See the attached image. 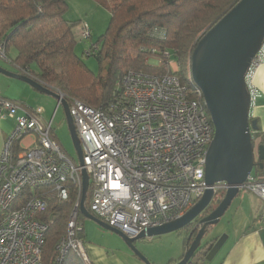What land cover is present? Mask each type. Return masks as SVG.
<instances>
[{
  "label": "built area",
  "instance_id": "built-area-1",
  "mask_svg": "<svg viewBox=\"0 0 264 264\" xmlns=\"http://www.w3.org/2000/svg\"><path fill=\"white\" fill-rule=\"evenodd\" d=\"M156 33L164 35L161 30ZM81 34L83 39L91 38L88 23L82 24ZM166 56H170L168 52ZM0 60L13 64L4 44H0ZM173 63L176 61L169 60ZM263 63L264 40L246 73L251 107L261 95L254 80ZM16 67L36 78L27 69ZM178 70L162 74L128 71L119 92L99 107L66 99L80 138L83 167L90 178L89 210L132 238L181 218L208 189H213L215 197L229 188L226 181L206 182L214 125L191 72L183 83ZM42 112L41 107L29 110L0 92V117L15 119L0 158V264H43L49 223L41 215L48 210L50 198L69 199L70 182L77 186L79 197L56 244L53 264H66L70 256L79 264H94L80 236L82 167L52 134V121H42ZM30 133L37 136L35 144L23 149L12 164L14 141ZM26 188L46 191L16 207ZM239 188L240 194L252 192L264 201V178L253 171ZM262 217L264 220V213Z\"/></svg>",
  "mask_w": 264,
  "mask_h": 264
},
{
  "label": "trees",
  "instance_id": "trees-1",
  "mask_svg": "<svg viewBox=\"0 0 264 264\" xmlns=\"http://www.w3.org/2000/svg\"><path fill=\"white\" fill-rule=\"evenodd\" d=\"M99 1L109 8L111 18L105 33L90 46L86 55H94L100 64L107 61L106 74L92 71L76 52L77 29L82 20L72 21L66 17L69 0H0V44L5 45L6 54L13 63L27 69L30 75L62 93L67 100L78 99L89 106L99 107L114 98L123 76L131 70L170 73L169 60L172 59L179 64L176 74L183 83L188 82L191 57L198 42L241 0ZM156 30L163 31L164 35ZM11 49L17 52L14 59L9 54ZM166 52L170 56H166ZM149 56L163 57L165 61L152 66L147 62ZM22 139L15 140L12 145V164L22 151ZM263 164L264 160L256 161L257 173L262 171ZM68 187L69 199L60 202L50 198L48 210L41 215L49 223L43 264H53L56 244L66 230L72 207L79 197V190L73 182L68 183ZM45 191L44 188H26L15 206L19 207ZM224 195L222 193L211 203L203 216L211 213ZM90 198L91 189L86 200L88 210ZM1 215L0 210V218ZM79 217L84 222L81 213ZM201 226L197 218L179 231L184 234V254ZM210 228L190 260L194 264H204L203 260L217 239L206 241ZM66 264L79 263L70 256Z\"/></svg>",
  "mask_w": 264,
  "mask_h": 264
},
{
  "label": "water",
  "instance_id": "water-1",
  "mask_svg": "<svg viewBox=\"0 0 264 264\" xmlns=\"http://www.w3.org/2000/svg\"><path fill=\"white\" fill-rule=\"evenodd\" d=\"M264 40V0H241L217 24L211 27L195 47L190 72L194 83L202 90L211 121L214 137L210 144L205 178L209 185L226 181L229 185L219 205L200 219L202 225L198 234L177 264H187L200 248L207 228L218 224L232 202L240 194V186L247 180L256 166L253 133L257 131L256 119L251 120V95L246 84V73L253 58L261 49ZM0 72L22 80L35 89L57 99L61 104L82 167L83 192L80 212L105 230L121 236L131 250L146 264L152 262L139 252L134 242L144 237L160 236L177 232L201 216L214 199L213 189H208L199 202L184 216L151 228L132 238L109 226L86 207L90 186L89 174L84 168L83 151L68 101L59 92L41 80L10 72L0 66ZM264 160V146L260 145L259 161ZM263 166V165H261ZM227 234L219 236L207 258L211 260L222 248Z\"/></svg>",
  "mask_w": 264,
  "mask_h": 264
},
{
  "label": "crops",
  "instance_id": "crops-1",
  "mask_svg": "<svg viewBox=\"0 0 264 264\" xmlns=\"http://www.w3.org/2000/svg\"><path fill=\"white\" fill-rule=\"evenodd\" d=\"M9 54L11 58L14 59L17 52L11 49ZM5 63L7 65L5 64V66L1 67L10 72L24 75L21 70L16 67L15 63ZM254 81L261 95L257 98L256 104L250 109V118L251 120L256 119L258 129L253 134L259 137V145L262 144L264 146V63L257 70ZM0 92L10 99L19 101L23 107L29 110L39 107L34 106L35 104H39V101L57 100L53 96L40 92L30 84L17 78L7 76L1 72ZM47 110L48 109H44L41 114V119L46 124L53 119V117H48ZM14 127V118L0 117V158ZM54 136L57 138L55 134ZM36 139L37 136L33 133L24 136L20 143L22 150L34 145ZM261 176L264 178V164ZM263 213L264 201L256 194L252 192H242L239 194L222 217L225 219V230L222 233L227 234L228 238L222 248L211 260L207 257L203 260L204 264H264ZM80 236L84 240L88 254L94 264H146L128 248L113 249L103 246H93L91 241H89V234L85 232V222H83V231ZM219 236L220 234L215 238ZM183 254L184 246L183 243H181V247L169 253L167 259L161 261L162 263L152 257L149 258L152 264H175L181 260Z\"/></svg>",
  "mask_w": 264,
  "mask_h": 264
},
{
  "label": "rangeland",
  "instance_id": "rangeland-1",
  "mask_svg": "<svg viewBox=\"0 0 264 264\" xmlns=\"http://www.w3.org/2000/svg\"><path fill=\"white\" fill-rule=\"evenodd\" d=\"M69 3L70 8L66 17L72 21L82 20L80 27L77 29L78 44L76 46V52L84 58L86 64L92 71L95 73L106 74L108 66L107 61H104L102 64H100L94 55L87 56L86 53L88 52L90 46L95 43L98 38L107 30L111 18V12L109 8L99 0H69ZM85 22L90 23L89 25L92 27V36L89 39H83L81 34V27ZM163 60V57L149 56L147 62L152 66H159L162 64L161 62ZM5 64L6 63L4 61L0 60V66H5ZM170 68L172 72L173 68H179V64L177 62L170 64ZM34 106H39L43 110L48 109V117H53V127L51 129L52 134L57 136L59 143L63 146L66 152L76 164H79L62 105L58 104L57 100H42L39 101V104H35ZM253 139L255 160L258 161L260 149L259 137L253 135ZM253 173L258 177H262V171L257 173V169L255 167L253 169ZM222 193H226V191H219L214 197L212 203L218 200ZM224 220L225 219L222 218L218 224L210 228V234L208 238H215L219 234L220 236L224 234L222 233L225 230ZM84 222L85 232L89 234V241H91L93 246H103L105 248L113 249L128 248L131 250L125 240L118 234L103 229L88 218H84ZM183 237L184 234L182 231L171 232L160 236L140 238L134 242V246L149 260V257H152L158 262L162 263L161 261L167 259L169 253L181 247V243H183ZM177 263L178 262L175 264Z\"/></svg>",
  "mask_w": 264,
  "mask_h": 264
},
{
  "label": "flooded vegetation",
  "instance_id": "flooded-vegetation-1",
  "mask_svg": "<svg viewBox=\"0 0 264 264\" xmlns=\"http://www.w3.org/2000/svg\"><path fill=\"white\" fill-rule=\"evenodd\" d=\"M204 216H203V214L201 215V216H199L198 218L199 219H202ZM214 238H212V237H207V239H206V241H212ZM205 243V242H204Z\"/></svg>",
  "mask_w": 264,
  "mask_h": 264
}]
</instances>
